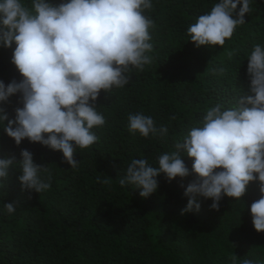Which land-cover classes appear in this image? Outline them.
Returning a JSON list of instances; mask_svg holds the SVG:
<instances>
[{
    "label": "trees",
    "instance_id": "1",
    "mask_svg": "<svg viewBox=\"0 0 264 264\" xmlns=\"http://www.w3.org/2000/svg\"><path fill=\"white\" fill-rule=\"evenodd\" d=\"M218 2L152 0L153 9L145 15L155 25L150 29L153 63L142 72L133 68L124 88L101 91L96 110L106 123L92 129L99 138L94 145L77 148V169L63 162L62 152L40 143L25 138L16 145L0 125V159L15 157L7 181L0 183V264H233V256L235 264L244 259L264 264V232L255 230L250 213L261 197L258 180L239 201L224 196L214 210L211 199L198 196L199 212L184 214V193L194 174L169 182L161 173L157 191L148 198L134 185L119 184L133 159L158 166L157 157L175 151L176 142L201 126L208 108L221 103L228 109L250 94L248 57L254 45L264 46V0H251L252 12L223 47L197 48L187 29ZM15 47L0 46V80L6 86L22 79L11 63ZM19 100L16 94L0 102L10 120L23 107ZM135 113L152 117L157 128L167 126V135L130 133L128 116ZM24 149L35 164L50 170L48 191L21 190ZM181 158L191 172L193 159L183 151ZM41 177L47 181L49 172ZM106 178L108 185L102 183ZM12 202L16 211L7 214L4 204Z\"/></svg>",
    "mask_w": 264,
    "mask_h": 264
},
{
    "label": "clouds",
    "instance_id": "2",
    "mask_svg": "<svg viewBox=\"0 0 264 264\" xmlns=\"http://www.w3.org/2000/svg\"><path fill=\"white\" fill-rule=\"evenodd\" d=\"M250 2L220 0L188 27L190 40L197 48L223 47L252 12ZM152 9V0H63L59 4L31 0L30 5L0 0V46L10 49L15 43L11 63L22 76L7 86L0 80V102L8 103L19 94L23 105L15 109L14 120L0 107V125L15 144L27 138L60 151L63 162L77 169V148L94 145L99 138L92 129L106 123L96 110L101 91L124 88L133 68L142 72L153 63L150 29L155 25L145 15ZM224 71L219 69L220 74ZM247 74L250 94L228 109L221 103L208 108L201 126L191 128L182 143L176 142L175 151L157 157L158 166H151L147 159H133L126 176L119 179L120 186L134 185L142 198H148L157 191L161 173L169 182L194 174L185 189L184 214L199 212L198 196L211 199L214 210L224 196L239 201L249 183L258 180L261 197L251 204L250 213L255 230L264 232V46L254 45ZM128 122L130 133L144 138H163L168 133L167 126L157 128L154 119L142 113L129 114ZM182 151L193 159L191 172L181 158ZM21 156V190L48 191V167L35 164L26 149ZM14 162L15 157L0 159V183L7 181ZM41 172H49L47 181ZM102 183L108 185L110 180ZM16 207L15 202L4 204L7 214L15 213ZM232 260L235 264L236 257ZM242 264L256 261L244 259Z\"/></svg>",
    "mask_w": 264,
    "mask_h": 264
}]
</instances>
